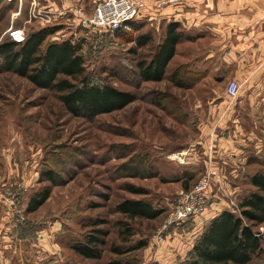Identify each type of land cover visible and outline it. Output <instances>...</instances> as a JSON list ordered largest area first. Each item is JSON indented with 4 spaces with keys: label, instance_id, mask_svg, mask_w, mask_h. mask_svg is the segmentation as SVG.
Segmentation results:
<instances>
[{
    "label": "rangeland",
    "instance_id": "obj_1",
    "mask_svg": "<svg viewBox=\"0 0 264 264\" xmlns=\"http://www.w3.org/2000/svg\"><path fill=\"white\" fill-rule=\"evenodd\" d=\"M20 1L0 0V44L15 41L11 34L22 30L29 36L57 26L60 31L46 41L43 51L51 42L79 44L88 78L131 92L137 100L88 121L69 115L57 92L37 89L12 73L0 74V200L16 207V223L24 226L26 238L33 240L34 236L38 243L34 247V242L26 239L11 264L172 263L167 237L174 229L162 244L158 243V231L175 196L194 188L208 170L204 164L207 157L201 154L207 144L215 148L220 134L196 130L201 116L210 110L208 102L199 98L211 88L220 91L221 87L202 85L195 90L191 76L181 70L185 60L190 68L193 65V50L186 47L168 66L162 82L138 80L137 64L149 62L162 42L168 25L162 21L152 24L148 18H138L133 24L136 29L126 26L120 34L95 35L78 21L54 20L53 25H41L31 19L35 0L28 5ZM144 35L152 40L139 47L136 41ZM176 71L186 87L179 88L171 81ZM242 91L241 86L239 96ZM238 98L229 101L234 104ZM254 135L259 146H251V167L236 181L241 194L229 200L237 215L240 202L255 190L249 177L264 171V132ZM191 149L200 153L199 165L180 166L171 161L172 154ZM44 172L59 178V185L41 181ZM130 187L145 193L137 194ZM46 189L51 192L48 201L38 211L26 213L29 200ZM126 200L148 202L165 213L154 221H132L117 210ZM96 231L106 234L100 259H84L71 249ZM141 243L146 246L138 249ZM187 262L183 259L178 264ZM250 264H264V246Z\"/></svg>",
    "mask_w": 264,
    "mask_h": 264
},
{
    "label": "crops",
    "instance_id": "obj_2",
    "mask_svg": "<svg viewBox=\"0 0 264 264\" xmlns=\"http://www.w3.org/2000/svg\"><path fill=\"white\" fill-rule=\"evenodd\" d=\"M35 1L53 10L55 21H78L76 9L91 15L96 5L105 0ZM20 2L28 5L31 0ZM141 18H148L152 24L180 23L182 31L193 41L181 42L171 63L180 56L182 48L192 49V67L186 60L181 67L190 72L195 90L202 85L221 87L220 91L211 88L199 98L208 102L210 110L201 116L196 130L202 134H220L215 148L207 144L201 155L207 157L206 168L218 172L222 186L221 190L216 188L211 193L210 205L202 215L168 235V252L172 259L169 264H178V261L188 260L195 241L212 219L224 210L233 211L229 200L234 201L241 194L236 181L249 172L251 146H259L254 134L264 132V0H179L178 5L160 13L148 10ZM165 32L166 29L162 41ZM231 81L238 82L243 89L234 104L225 92ZM242 117L246 118L245 122ZM200 157L199 152L191 149L188 164L199 165ZM12 208L7 201L0 200V264L15 261L14 255L18 248L23 249L26 239L34 242V247L38 245L34 236L33 240L26 238L24 226L16 223V207Z\"/></svg>",
    "mask_w": 264,
    "mask_h": 264
},
{
    "label": "trees",
    "instance_id": "obj_3",
    "mask_svg": "<svg viewBox=\"0 0 264 264\" xmlns=\"http://www.w3.org/2000/svg\"><path fill=\"white\" fill-rule=\"evenodd\" d=\"M134 21L113 33L120 34L126 26L134 28ZM59 31L57 26H49L31 33L24 41L1 43L0 74L12 73L28 80L37 89L57 92L69 115L88 121L120 111L137 100V96L131 92L120 91L109 83L88 78L79 44L70 40L51 42L43 51L46 41ZM151 40L150 35H144L136 42L139 47H145ZM184 41H193V38L182 31L180 23H169L164 40L157 46L152 59L137 64L135 74L138 80L143 83L162 82L177 53V46ZM181 70L190 74L184 67ZM179 74L174 72L170 79L177 87L184 88L186 86ZM41 181H49L51 186L59 185V178L52 172H44ZM249 182L255 190L240 202L239 214L224 210L212 219L194 244L187 264H250L263 251V240L257 230L264 225V171L256 172ZM130 190L137 194L145 193L133 187ZM50 194V189H46L34 195L28 202L26 213L38 211L48 201ZM117 210L132 221H154L165 213L164 209L148 202L133 200L122 202ZM104 235L103 231H96L85 242L73 244L71 249L84 259L98 260L105 246L102 240ZM145 246V243H141L138 249ZM114 252L121 254L118 249Z\"/></svg>",
    "mask_w": 264,
    "mask_h": 264
},
{
    "label": "built area",
    "instance_id": "obj_4",
    "mask_svg": "<svg viewBox=\"0 0 264 264\" xmlns=\"http://www.w3.org/2000/svg\"><path fill=\"white\" fill-rule=\"evenodd\" d=\"M178 4L179 0H105L96 5L91 15H85L84 10L80 8L76 9V15L78 24L89 34L101 35L119 30L125 24L143 17L148 10L160 13L162 10ZM32 18L41 25H53L54 22L53 13L46 7H40L36 1L32 3ZM11 35L15 41L25 40L28 36L24 30ZM240 90L241 85L236 81H231L226 87V94L231 99H236ZM189 156L190 151H180L172 154L170 159L180 166H186ZM214 186L221 190L222 178L217 171L208 169L194 188L175 196L170 211L158 231L159 244L165 241L164 236L170 230L185 227L206 211L211 202ZM257 233L264 242V225L258 228Z\"/></svg>",
    "mask_w": 264,
    "mask_h": 264
}]
</instances>
